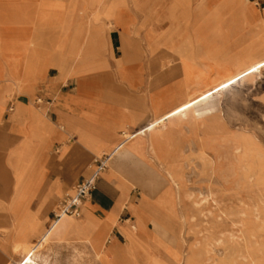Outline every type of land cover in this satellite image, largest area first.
Returning a JSON list of instances; mask_svg holds the SVG:
<instances>
[{
	"label": "crops",
	"instance_id": "0c3cea01",
	"mask_svg": "<svg viewBox=\"0 0 264 264\" xmlns=\"http://www.w3.org/2000/svg\"><path fill=\"white\" fill-rule=\"evenodd\" d=\"M263 71L264 0H0V264L46 244L179 259L193 163L224 126L208 98Z\"/></svg>",
	"mask_w": 264,
	"mask_h": 264
},
{
	"label": "rangeland",
	"instance_id": "374dc122",
	"mask_svg": "<svg viewBox=\"0 0 264 264\" xmlns=\"http://www.w3.org/2000/svg\"><path fill=\"white\" fill-rule=\"evenodd\" d=\"M101 2L96 0L97 7ZM116 6L113 1L108 11ZM156 10L157 15H166L168 8ZM260 77L238 87L239 96L224 93L223 104L208 98V108L223 112L222 135L209 140L201 166L200 161L193 163L190 215L180 235L182 247L176 248L181 257L162 259L166 264H264V87L256 86ZM177 242L175 236L174 245ZM22 251L17 249L19 254ZM39 252L28 264H102L99 259H87V251L72 245L46 244ZM154 261L138 259L139 264Z\"/></svg>",
	"mask_w": 264,
	"mask_h": 264
},
{
	"label": "built area",
	"instance_id": "2783aa9c",
	"mask_svg": "<svg viewBox=\"0 0 264 264\" xmlns=\"http://www.w3.org/2000/svg\"><path fill=\"white\" fill-rule=\"evenodd\" d=\"M106 161H104L101 167H104ZM98 176V171H96L91 177L85 179L83 182L76 185L74 193L68 195L63 203L60 205L57 217L60 218L64 215L79 216V206L83 199L91 194L95 188V180Z\"/></svg>",
	"mask_w": 264,
	"mask_h": 264
},
{
	"label": "bare ground",
	"instance_id": "6f19581e",
	"mask_svg": "<svg viewBox=\"0 0 264 264\" xmlns=\"http://www.w3.org/2000/svg\"><path fill=\"white\" fill-rule=\"evenodd\" d=\"M98 1V0H97ZM102 0H99V2H101ZM102 3V2H101ZM49 22L50 21H53V20H55V18L54 17H52V18H49V19H47ZM234 88H232L231 86H226V89H225V93L227 94L228 92H230L229 93V95L230 96H234V94L235 93H233V92H235L234 90H233ZM236 95L237 96H239L238 95V93L236 92ZM242 95V94H241ZM258 106V105H257ZM260 109V108H259ZM262 116V115H261ZM229 135V134H228ZM228 137V136H227ZM226 137V138H227ZM229 138V137H228ZM207 140H210V139H207ZM230 142V141H229ZM152 145V144H151ZM216 147V146H215ZM152 148H153V146H152ZM215 149V148H214ZM226 149V148H225ZM213 150V149H212ZM225 151V150H224ZM221 152V151H220ZM231 152V151H230ZM234 152V151H233ZM233 156V155H232ZM223 157H224V155H223ZM170 173V175L172 176L173 174L171 173V172H169ZM220 173V172H219ZM176 175H178V174H176ZM227 176V175H226ZM179 177H180V175H179ZM171 179H172V177H171ZM232 179V178H231ZM194 197V196H193ZM154 264H166L165 262H163V260L162 259H155V261H154Z\"/></svg>",
	"mask_w": 264,
	"mask_h": 264
}]
</instances>
